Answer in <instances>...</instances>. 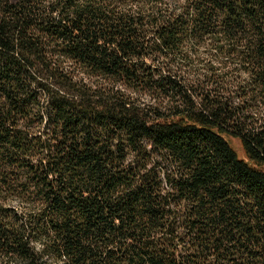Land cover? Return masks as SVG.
Returning <instances> with one entry per match:
<instances>
[{"label":"trees","instance_id":"1","mask_svg":"<svg viewBox=\"0 0 264 264\" xmlns=\"http://www.w3.org/2000/svg\"><path fill=\"white\" fill-rule=\"evenodd\" d=\"M0 264H264V0H0Z\"/></svg>","mask_w":264,"mask_h":264},{"label":"rangeland","instance_id":"2","mask_svg":"<svg viewBox=\"0 0 264 264\" xmlns=\"http://www.w3.org/2000/svg\"><path fill=\"white\" fill-rule=\"evenodd\" d=\"M230 144L232 146V148L236 151L237 155L241 158V159H245V154L243 152L241 143L239 140H230Z\"/></svg>","mask_w":264,"mask_h":264}]
</instances>
